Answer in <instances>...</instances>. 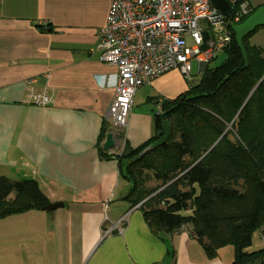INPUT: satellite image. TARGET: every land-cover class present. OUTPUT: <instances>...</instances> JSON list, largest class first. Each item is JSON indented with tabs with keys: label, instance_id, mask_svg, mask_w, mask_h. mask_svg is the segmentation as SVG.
Here are the masks:
<instances>
[{
	"label": "crops",
	"instance_id": "obj_1",
	"mask_svg": "<svg viewBox=\"0 0 264 264\" xmlns=\"http://www.w3.org/2000/svg\"><path fill=\"white\" fill-rule=\"evenodd\" d=\"M109 4L0 0V176L35 179L48 202H63L0 218V264H232V245L208 258L188 230H153L126 198L132 185L114 155L153 137L156 115L203 72L171 69L140 86L118 130L109 112L118 69L97 46ZM45 93L47 104L31 102ZM104 125L115 133L109 157L101 152ZM257 260L264 264V252Z\"/></svg>",
	"mask_w": 264,
	"mask_h": 264
},
{
	"label": "trees",
	"instance_id": "obj_2",
	"mask_svg": "<svg viewBox=\"0 0 264 264\" xmlns=\"http://www.w3.org/2000/svg\"><path fill=\"white\" fill-rule=\"evenodd\" d=\"M253 33L244 38L247 66L233 33L225 60L208 64L187 91L166 102L165 112L155 117L153 137L114 155L132 185L126 198L133 205L142 202L153 230H188L208 258L232 245V264L255 261L264 252L248 250L254 232L264 226V79L250 94L264 76V55L248 43ZM164 120L171 123L168 141L140 156L163 135ZM106 133L104 125L102 139ZM153 180L155 185L147 184ZM47 203L35 179L0 176V218Z\"/></svg>",
	"mask_w": 264,
	"mask_h": 264
},
{
	"label": "built area",
	"instance_id": "obj_3",
	"mask_svg": "<svg viewBox=\"0 0 264 264\" xmlns=\"http://www.w3.org/2000/svg\"><path fill=\"white\" fill-rule=\"evenodd\" d=\"M227 1L229 9L223 11L211 0H110L97 46L100 59L118 69L109 109L114 127H127L140 86L171 69L190 77L195 62L203 68L231 45L232 25L242 23L254 7L249 0ZM51 99L34 94L31 102ZM257 231L264 241V226Z\"/></svg>",
	"mask_w": 264,
	"mask_h": 264
},
{
	"label": "water",
	"instance_id": "obj_4",
	"mask_svg": "<svg viewBox=\"0 0 264 264\" xmlns=\"http://www.w3.org/2000/svg\"><path fill=\"white\" fill-rule=\"evenodd\" d=\"M211 1L223 11H227L229 9V3L227 0H211ZM262 25H264V4L257 7V9L251 15H249V17L242 23L232 25V28L236 33V41L238 42L243 52L244 58L246 60V66L248 65V55H247L246 47L244 44V38L248 34L253 33L257 27L262 26ZM205 68L206 67L204 66L201 71L204 72ZM263 79H264V76L258 82L257 86L262 82ZM257 86L254 88L251 94L254 93ZM230 125H232V123ZM163 128H164L163 135L160 138H158L156 141L149 144L145 149H143L140 152V156H143L147 154L149 151L164 145L168 141L169 136H170V129H171V123L169 120L163 121ZM115 144H116L115 135L113 131H110L106 135L105 141L103 143V148L105 150H110L113 147H115ZM61 206H63V202H49L46 205L42 206V209L52 210V209H56ZM246 264H262V263L261 261L256 260V261H250Z\"/></svg>",
	"mask_w": 264,
	"mask_h": 264
},
{
	"label": "rangeland",
	"instance_id": "obj_5",
	"mask_svg": "<svg viewBox=\"0 0 264 264\" xmlns=\"http://www.w3.org/2000/svg\"><path fill=\"white\" fill-rule=\"evenodd\" d=\"M250 1H251V3H252L253 6H256V5L261 4V3L264 2V0H250ZM247 40H248V43H250L252 45H257L258 47L264 49V27L258 28L251 36H249L247 38ZM261 51H262L261 54L264 55V51L263 50H261ZM225 58H226V53L225 52H220L219 55H218V57L216 59H214L211 63H209V67H215V66L219 65L220 63H222L225 60ZM193 75H196L197 77H200L199 69H198V63L197 62H195L193 64ZM194 82H196V81H194ZM258 82L255 84V87L257 86ZM254 88H253V90H254ZM252 91H251V93H252ZM229 126H230V128L232 127L230 124H228V127ZM13 178H16V177H13ZM13 180H16V179H13ZM155 183H156L155 180H153L151 182H148L147 184L148 185H155ZM117 224H119V221H118ZM256 232H254L253 243L248 248L249 251H253V250L260 249V248H264V242H262L259 239V237L257 236V233Z\"/></svg>",
	"mask_w": 264,
	"mask_h": 264
},
{
	"label": "bare ground",
	"instance_id": "obj_6",
	"mask_svg": "<svg viewBox=\"0 0 264 264\" xmlns=\"http://www.w3.org/2000/svg\"><path fill=\"white\" fill-rule=\"evenodd\" d=\"M113 126H114V124H113ZM114 135H115V133H114ZM142 203V202H141ZM141 203H139V204H136V205H133V206H140L141 205ZM115 226V225H114ZM117 228H119L118 226L117 227H115V228H112V229H110V231L109 232H106L109 228H106V229H103V233H104V235H108V234H110L113 230H115V229H117ZM119 231H122V229H119Z\"/></svg>",
	"mask_w": 264,
	"mask_h": 264
},
{
	"label": "clouds",
	"instance_id": "obj_7",
	"mask_svg": "<svg viewBox=\"0 0 264 264\" xmlns=\"http://www.w3.org/2000/svg\"><path fill=\"white\" fill-rule=\"evenodd\" d=\"M206 67V66H205Z\"/></svg>",
	"mask_w": 264,
	"mask_h": 264
}]
</instances>
